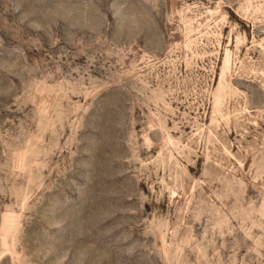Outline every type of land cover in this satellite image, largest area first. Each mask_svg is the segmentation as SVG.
<instances>
[{
	"label": "rangeland",
	"instance_id": "374dc122",
	"mask_svg": "<svg viewBox=\"0 0 264 264\" xmlns=\"http://www.w3.org/2000/svg\"><path fill=\"white\" fill-rule=\"evenodd\" d=\"M0 264H264V0H0Z\"/></svg>",
	"mask_w": 264,
	"mask_h": 264
}]
</instances>
